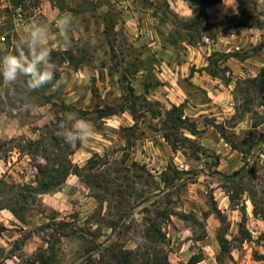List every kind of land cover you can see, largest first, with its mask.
Listing matches in <instances>:
<instances>
[{
  "label": "rangeland",
  "instance_id": "obj_1",
  "mask_svg": "<svg viewBox=\"0 0 264 264\" xmlns=\"http://www.w3.org/2000/svg\"><path fill=\"white\" fill-rule=\"evenodd\" d=\"M243 3L0 0V36L6 39L0 58L15 51L28 23H48L56 78L67 81L57 90L45 85L30 91L27 77L12 87L0 77V264H39L37 254L52 246L54 264H83L107 239L133 250L144 244V209L155 199L173 213L163 224L161 246L171 264H187L198 253L199 264H218L219 232L230 241L222 264H264V220L254 214L250 192L230 202L231 184L223 178L247 163L243 188L264 201V90L247 92L244 84L264 67V0ZM64 13L75 19L71 47L54 25ZM173 105L182 106L183 119L194 124V134L172 135L177 150L164 139ZM109 109L117 113L107 116ZM70 112L96 129L86 143L71 145V160L84 168L94 159L95 169L19 206L22 185L33 184L35 165L46 163L27 149L28 142L50 133L61 138L59 126ZM220 138L221 148L207 146ZM205 139L211 142L203 145ZM170 165L181 180L168 198H154L166 188L161 175ZM93 175L103 185L96 191L84 183ZM120 218L121 227H109ZM243 229L251 240L241 241Z\"/></svg>",
  "mask_w": 264,
  "mask_h": 264
},
{
  "label": "trees",
  "instance_id": "obj_2",
  "mask_svg": "<svg viewBox=\"0 0 264 264\" xmlns=\"http://www.w3.org/2000/svg\"><path fill=\"white\" fill-rule=\"evenodd\" d=\"M186 1H197L205 7H210L218 4L222 0ZM236 1L238 2L240 7L244 4V0ZM217 26L219 25H216L215 27ZM228 28L230 27L228 26ZM262 48H264V43H262L260 46V49ZM244 84L247 87V92L251 90V88L264 90V67L260 70L256 77L245 80ZM261 106H264V103L261 104ZM109 111L106 113L107 116L117 113L116 111L111 112L112 109H109ZM164 126L166 128L165 130H167L164 133V139L172 147L173 150H177V143L172 139L173 134L179 133L181 130H188L191 132V134H194V130L192 131V129H190L194 126V124H191L189 123V121H186V119H183L182 106H172V109L167 113V118L164 121ZM27 149H34L35 154H40L45 159L46 163H37V165H35L37 174L35 176L33 184L22 185L23 190L17 194L18 197L16 200L19 206L21 204H27L28 197L32 194L44 195L59 191L71 175H76L79 178L84 179V177L82 176L83 170H88L90 172L88 173V175H90L92 174L91 172H93V170L95 169V165H93L94 159H90L84 168L74 165L71 160V156L75 153L76 149L65 144L60 137H57V135L51 133L47 138L41 136V138L38 140L29 141L27 144ZM247 167L248 165L247 163H245L240 171L223 177L227 182L225 186L231 184L228 191V197L230 202L233 203L235 202L236 198H238V195L240 196L241 194H244V192H250L252 196L251 200L254 204V214L261 216V218L264 220V201L258 202L259 193L255 190H248L246 188H243V180ZM180 175L181 172L178 171L177 168L173 165H170L161 175V183H163L166 188L163 189V191L157 189V193L154 194V198H158L160 196L168 198V192H170L172 188L178 186V181L181 180ZM149 176H152L151 173H149ZM92 178L93 182L89 181V179H85L84 183L90 189L96 191L97 188H101L103 185H97L99 182L94 175ZM1 182L2 181L0 179V185ZM24 191H26V193ZM95 198L101 201L103 200L102 197L98 194H95ZM160 203V201H157L155 199L154 201H151L150 207H145L144 209L145 229L143 231V234L141 235L142 242H144L143 245L142 243L138 242L136 243L135 249L127 250L123 248L120 243L115 242L114 239H107L105 242L101 243L100 245H96L92 250H90L88 256L84 259L83 264H171L168 255L164 252L161 246L166 241V233L163 231V224L166 220L170 219L173 213L168 212V209L166 207H163V202L161 204ZM9 209L15 217H17L18 219L21 218L16 208L9 207ZM218 215L221 219V223H223V216L221 215V213H218ZM126 218H130V213L126 215ZM120 223L121 218L118 221H114L113 223H111L112 225L109 227L113 228L114 230L116 226H120ZM65 225L61 224V227L67 229L68 225ZM240 232L242 235V242L246 241L247 239H252V236L248 231H245L243 229ZM217 238L221 247L220 257H218V264H222V256L229 255L230 253V241L226 238L224 232H219ZM53 250L54 247L52 246L47 254L46 252L38 253V263L54 264ZM202 260L203 256L201 255V253L194 254L189 259L187 264H199L200 262H202Z\"/></svg>",
  "mask_w": 264,
  "mask_h": 264
},
{
  "label": "clouds",
  "instance_id": "obj_3",
  "mask_svg": "<svg viewBox=\"0 0 264 264\" xmlns=\"http://www.w3.org/2000/svg\"><path fill=\"white\" fill-rule=\"evenodd\" d=\"M75 22L70 13L61 14L54 21L58 37L65 47H71V30ZM51 25L48 23H28L21 32L15 44V51L0 58V77L7 86H15L21 77H27L25 86L30 91H35L51 85L52 90L59 89L67 81L56 78L57 66L52 59L53 49L49 46ZM91 46L95 47L97 41L92 40ZM14 90V89H13ZM25 109L33 106L25 104ZM60 136L69 146L86 143L95 134L93 123L75 112L65 115V123L60 126Z\"/></svg>",
  "mask_w": 264,
  "mask_h": 264
},
{
  "label": "crops",
  "instance_id": "obj_4",
  "mask_svg": "<svg viewBox=\"0 0 264 264\" xmlns=\"http://www.w3.org/2000/svg\"><path fill=\"white\" fill-rule=\"evenodd\" d=\"M20 11V8H17V12H19ZM2 45H4V43H1ZM207 142H211V139H208V141H206V139H205V141H204V143H203V145H206L207 144ZM214 143H212V144H207V146L208 147H210V146H214L215 148H221V146H222V143L224 142V140L222 139V138H220V139H215V141H213ZM202 145V146H203ZM226 146H227V144H226ZM221 150V149H220ZM220 150L218 151V153L220 152ZM232 156H234V153L233 154H231V157ZM219 170H221V168L219 169ZM201 263V262H200Z\"/></svg>",
  "mask_w": 264,
  "mask_h": 264
},
{
  "label": "built area",
  "instance_id": "obj_5",
  "mask_svg": "<svg viewBox=\"0 0 264 264\" xmlns=\"http://www.w3.org/2000/svg\"><path fill=\"white\" fill-rule=\"evenodd\" d=\"M18 16H19V18H22V13L20 11L18 12ZM5 41H6L5 37L4 36H0V42L1 43H5Z\"/></svg>",
  "mask_w": 264,
  "mask_h": 264
}]
</instances>
